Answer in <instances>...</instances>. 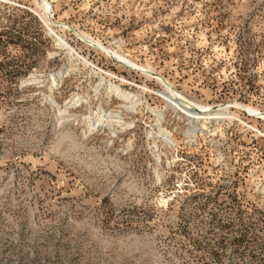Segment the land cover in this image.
<instances>
[{
    "label": "rangeland",
    "instance_id": "374dc122",
    "mask_svg": "<svg viewBox=\"0 0 264 264\" xmlns=\"http://www.w3.org/2000/svg\"><path fill=\"white\" fill-rule=\"evenodd\" d=\"M262 113L264 0H0V264H264Z\"/></svg>",
    "mask_w": 264,
    "mask_h": 264
},
{
    "label": "bare ground",
    "instance_id": "6f19581e",
    "mask_svg": "<svg viewBox=\"0 0 264 264\" xmlns=\"http://www.w3.org/2000/svg\"><path fill=\"white\" fill-rule=\"evenodd\" d=\"M128 64H130V65H132L130 62H128ZM117 94H121L122 95V97L123 98H125V99H128L129 98V96L127 95V94H123V93H121L119 90H117V91H115ZM116 94V95H117ZM165 96V95H164ZM121 97V98H122ZM168 100H171V97L168 95ZM173 100V99H172ZM172 102H175V100L174 101H172ZM175 106H178L179 108H182L183 109V111H185V113H188V115H190L192 118H197L198 117V115L200 114L199 113V111H203V108H196V109H194V108H191V106H190V104L188 103V102H186V101H184V100H181V101H179V102H177L176 101V103H175ZM131 108H132V106H131ZM248 115H252V116H255V115H257L258 113H256L255 111H252V110H250V111H248V113H247ZM215 115H217V114H215ZM260 115V116H259ZM258 116L259 117H261L262 119H264V114H259ZM257 116V117H258ZM91 125V124H90Z\"/></svg>",
    "mask_w": 264,
    "mask_h": 264
},
{
    "label": "water",
    "instance_id": "95a60500",
    "mask_svg": "<svg viewBox=\"0 0 264 264\" xmlns=\"http://www.w3.org/2000/svg\"><path fill=\"white\" fill-rule=\"evenodd\" d=\"M42 3H43V0H40ZM47 13L49 14V11H47ZM51 23V22H50ZM79 39L81 40V41H83L84 43H86L87 44V42L85 41V39H83V38H81V37H79ZM106 55V54H105ZM108 56V55H107ZM111 58V57H110ZM113 59V58H112ZM115 60V59H114ZM117 62V61H116ZM118 63V62H117ZM119 64V63H118ZM147 75H150L149 74V72H147L146 73ZM242 110V109H241ZM242 112L244 113V114H246V112L244 111V110H242ZM263 114V113H262Z\"/></svg>",
    "mask_w": 264,
    "mask_h": 264
}]
</instances>
